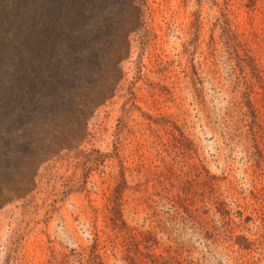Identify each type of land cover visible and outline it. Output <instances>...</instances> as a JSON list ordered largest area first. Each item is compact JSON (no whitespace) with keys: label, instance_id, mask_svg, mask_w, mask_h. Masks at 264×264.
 I'll return each mask as SVG.
<instances>
[{"label":"rangeland","instance_id":"1","mask_svg":"<svg viewBox=\"0 0 264 264\" xmlns=\"http://www.w3.org/2000/svg\"><path fill=\"white\" fill-rule=\"evenodd\" d=\"M133 5L71 105L27 123L0 176V264H85L97 230L122 264L102 248L116 202L171 264H264V0Z\"/></svg>","mask_w":264,"mask_h":264},{"label":"trees","instance_id":"2","mask_svg":"<svg viewBox=\"0 0 264 264\" xmlns=\"http://www.w3.org/2000/svg\"><path fill=\"white\" fill-rule=\"evenodd\" d=\"M131 5L140 17L141 8L133 0H0V176L29 149L27 123L71 105L72 95L99 66L104 44L122 34L116 31L118 24H132ZM20 128L24 131L18 133ZM177 202L185 215L174 205L170 208L183 219L191 218L186 199ZM104 222L102 248L114 256L121 252L122 264H171L174 259L170 253L154 252V232L128 224L120 203L107 208ZM93 236L83 261L106 264L108 251L99 253L98 230ZM75 257L82 262L80 253Z\"/></svg>","mask_w":264,"mask_h":264}]
</instances>
